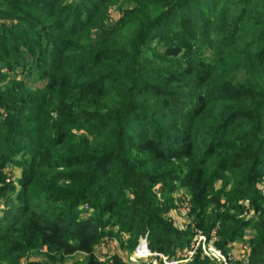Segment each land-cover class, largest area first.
<instances>
[{
    "label": "rangeland",
    "instance_id": "374dc122",
    "mask_svg": "<svg viewBox=\"0 0 264 264\" xmlns=\"http://www.w3.org/2000/svg\"><path fill=\"white\" fill-rule=\"evenodd\" d=\"M173 1L103 0L105 15L102 27L94 29L91 26L99 22L100 14L87 17L85 12L97 4L95 0H60L59 3L55 0H0V219L3 220L0 239L5 237L4 241H0V264H81L84 261L82 254L65 256L59 251L39 246L30 237H23V229L18 222L23 214L11 208L19 204L23 194L31 193L25 187L28 176H33L37 182L28 210L65 209L73 201V192L79 194V191L82 196H90L98 205L105 200L99 194L98 187L101 185L87 187V173L92 163L88 159L85 163L74 162V155L78 154L75 152L78 151L83 150L80 154L87 158L96 155L104 144L101 142L103 139L100 135L88 134L81 121H77L81 129L75 128L78 123L58 124V110L66 111L68 106H62L68 102L73 108L70 112L74 113V93L70 90L74 89V84L83 81L74 77V69L88 71L83 67V61L89 60V50L96 45L97 39L105 38L107 43L119 41L121 34L124 35L122 45L114 46L113 51L115 56L121 53L123 56L116 59L124 61L127 55H134L139 62L137 67L141 71L148 70V76L161 70L182 80L181 85H172L171 99L175 104L172 117L155 120L150 134L155 133L170 141V134L177 131L174 128L177 121L188 119L190 109L200 106L203 101L206 110L198 119H193L192 158L173 160L157 171L149 165L144 153H136L129 147L130 152H122L118 160H122L125 167L119 168L118 163L113 162V184L103 185V188L123 200L121 209L127 214L122 221L125 228L121 229L118 225L106 227L105 232L109 235L94 247L95 258L100 262H107L113 256L126 260L140 242L148 248L158 226L169 228L176 234L172 233L174 236L189 235L188 243L186 237H182L176 244L168 243L167 240L173 241V238L164 235L168 245L166 251L170 253L166 255L175 259L185 257L196 232L213 239L217 246L220 243L219 224L227 229L246 224L240 239L234 242L251 249L250 242L256 240L259 229L264 228V153L252 137L263 136L264 130H260L261 127L255 123H246L242 113L226 123L223 119L228 112L244 110L250 113L249 100L243 104L240 100L237 102L239 97L236 94L241 92L256 96L264 89L262 66L248 57L258 52L260 44L251 45L247 40L239 39L234 46L214 51L200 43L199 39L187 41L176 37L142 47L134 30L120 33L119 28L123 26L126 14L135 10L147 14L159 12V5L173 4ZM261 1L248 0L249 9L244 7L245 15H241L244 32H257L264 28V9H257L262 6ZM48 6L51 7L47 9ZM62 8L64 14L59 12ZM173 20L167 17L161 24L179 27L178 22L173 24ZM182 23L187 27L191 21ZM13 28H17L18 33H13ZM159 32L163 34L162 29ZM115 34H118L117 38ZM263 44L264 41L261 46ZM172 45L183 47L182 53L177 57L164 56L165 48ZM187 62L195 71V76H202V82L184 75ZM198 64L203 65L205 73L197 70ZM127 68H133L129 61L122 64L117 82L126 80ZM52 84L54 87L50 89ZM242 94L240 97L244 98ZM39 98L44 100L45 108L40 115H36L39 105L32 99ZM121 103L124 104V101ZM144 104L145 107L151 106ZM83 110L90 111L87 108ZM260 114L264 117L263 111ZM34 128L41 133L26 137ZM132 130L136 132L133 134L136 140H141L143 129L134 126ZM62 136H66L65 143L59 145ZM1 142L11 147L3 155ZM36 146L42 148L38 157L35 156L38 152ZM217 156L224 159L226 168L233 166L232 163L241 167L220 171ZM258 162L260 167L255 169ZM122 169L126 170L124 175ZM191 170H201L205 174L206 193L203 200L197 203L193 199L192 184L187 179V172ZM122 175L123 179L120 178ZM129 186L140 189L132 190ZM147 188L151 198L145 195ZM52 194L57 203L49 201ZM136 195H143L148 202L153 221L145 222L141 213H137L133 205ZM181 203L187 205L189 212L186 217L193 229L183 226L186 217L183 219L178 213ZM74 213L80 214L79 218L92 214L86 207L70 211L71 216ZM103 217L108 218L107 215ZM10 228L13 231L10 232ZM9 241L12 246L8 245ZM68 241L73 243L71 239ZM12 248L16 251L12 252ZM194 260L200 259L195 257ZM200 261L202 264H214Z\"/></svg>",
    "mask_w": 264,
    "mask_h": 264
},
{
    "label": "trees",
    "instance_id": "16d2710c",
    "mask_svg": "<svg viewBox=\"0 0 264 264\" xmlns=\"http://www.w3.org/2000/svg\"><path fill=\"white\" fill-rule=\"evenodd\" d=\"M59 1L55 0V3H59ZM95 1L97 4L85 13L88 14L87 17L100 14L101 18L99 22H95V25L91 26L94 29H99L102 27L105 15L103 8L105 2L103 0ZM247 2L248 0H174L173 4L159 5V12L154 11L147 14L143 13V11L135 10L126 14L123 26H120L119 30L121 31L120 33L124 34L134 30V35L142 47L149 45L151 42L162 41V39L168 38L169 40V38L180 37L187 41L199 39L198 41L209 49L219 51L227 46H234L238 43L239 39L247 40L251 45L258 46L260 44L258 52L248 57L256 64L262 66L261 72L264 74V44L261 46V42L264 41V28L257 32L253 30L244 32L241 15H245L244 7L246 10L249 9ZM261 4L262 6L257 9L262 11L264 9V0L261 1ZM50 7L48 6L47 9ZM241 9H243V12H241ZM59 12L64 14L63 8L59 9ZM167 17H172L174 19L173 24L178 22L179 27L161 24ZM182 21H186V23H190L191 21V24H188L186 27ZM155 29L158 30L155 31ZM159 29L163 31L162 35H160ZM12 32L18 33L17 28H13ZM117 35L115 34L116 38ZM123 37L124 35L121 34L118 36L119 41L112 42L111 40L109 43H107L105 38L97 39L96 45L89 50V60L83 61V67L88 68V71L83 72L82 70L74 69V77L77 80H83L80 83L74 84V89L70 90L74 93V113L70 112L73 108L72 104L68 102H64L65 105L62 106L64 108L68 106L66 111L62 112L61 109L58 110L60 119L58 124L74 123L75 125V123H78L75 125V128L81 129L82 126L77 122L81 121L84 125L83 127H87L86 131L88 134L100 135L101 139H103L101 142L104 144L100 146L96 155L88 156L87 158L85 155L80 154L83 150L78 151L75 152L78 154L74 155V162L85 163L86 159H88L87 161L92 163L87 173V187L92 188L95 185H101L98 187L99 194L103 195L105 200L98 205L90 196H82L79 191V194H74L73 192L71 196L74 197L73 201L70 202L69 207L66 205L67 208L65 209L28 210V207H31L29 203L34 199L32 190L37 185L33 176H28L26 177L25 187L30 189L31 193L29 195L27 193L23 194L18 202L19 204L11 208V210L23 214L22 218L18 221L23 229V237H30L39 246H46L49 249L61 252L65 256L77 253L82 254L85 256V259L81 264H125L118 256L111 257L107 262H100L93 254L94 247L97 246L101 239L109 235L105 232L106 227L118 225L121 229L125 228L122 221H124L127 214L121 209L124 205L123 200H119L112 191H107L106 188H103V185L111 186L113 184L111 176L113 162L118 163L119 168L121 166L125 167L122 165L123 161L118 160L121 159L122 152H130L129 147L136 153H144L147 156L149 165H151L153 170L157 171L163 169L165 165H169L173 160L180 161L192 158L194 147L191 143V131L195 126L193 119H198L206 110V105L203 101L200 102V106L190 109V117L188 119L177 121L174 127L177 131L170 134V141L156 136L157 134L155 133L150 134V131L154 128L153 122L155 120L162 119L164 116L172 117L175 106L171 99L172 85H181L182 80L161 70L155 72L153 76H148V70H139L137 67L139 66V62L134 55H127L124 61L116 59L117 56L122 57L123 53L115 56L113 49L114 46L122 45L121 40ZM182 49L183 47L179 48L177 45H172L165 48L163 55L166 57H177L182 53ZM127 61L132 63L133 68H127L128 77L126 80L117 82L118 71L122 69V64ZM203 68V65L200 64L197 70L205 73ZM195 74V71L191 68L189 62H187L184 75L191 77L198 83L202 82V76H195ZM129 75L132 76L129 77ZM138 75H140V82H138ZM134 76L136 77L135 79ZM53 87L54 84L50 85V89ZM261 91L262 93L256 96L253 94H242L241 92L236 94L238 95L236 97H239L237 102L240 100L243 104L246 100H249L250 113L244 110L228 112L225 114L223 122L226 123L229 120H233L237 115L242 113L241 117L246 123H255L261 127L260 130H264V126H260L264 125V117L260 114V111L264 113V89ZM241 94L244 98L240 97ZM122 100L124 104L121 103L120 105V101ZM32 101H35L34 103L39 105V108L35 112L38 115L44 110L45 102L41 98L32 99ZM237 102L236 105L238 107ZM144 103H149L151 106L145 107ZM84 108L90 111H84ZM188 122L189 126L187 127L186 124ZM134 126L143 129L141 140H136L134 137L135 135L133 134L136 133L132 130ZM39 133L41 131H38V128H34L26 137L29 138ZM65 137H61L63 139L59 140V145H62L63 142L65 143ZM252 138L257 141V144L264 153V135ZM34 142L38 145L36 141ZM1 145L2 155L7 153L11 148L6 142H3ZM36 149H38V152L35 156L38 157L42 154V148L36 146ZM216 160L219 162L218 169L220 171L239 169L241 167L239 164L232 163L233 166L226 168L224 159L217 156ZM258 167H260V162L256 164L255 169H258ZM122 171L124 175L126 170L122 169ZM123 175L120 177L121 179H123ZM204 175V172L201 170L187 172V179L192 184V190L195 193L193 198L195 203L202 201L206 193ZM117 177H119L118 174ZM129 188L136 191L140 189V187L134 188L132 186H129ZM145 193L148 198H151L149 188L146 189ZM143 198V195H136L133 205L137 213H141L145 222L153 221V218L149 215V204ZM48 199L53 203H57V200H54L55 196L53 194ZM78 207L89 208L92 214L83 218H79L80 216L78 215L80 214L77 215L76 213L71 216L70 211ZM104 215H107L108 218L103 217ZM2 221L0 219V227L3 224ZM111 221H113V224L108 225ZM244 227H246V224H240L234 228L227 229L219 224L218 237L220 243L217 247L223 251L227 250V244L240 239V234ZM156 229L148 245V248L153 252L156 251L163 255L168 253L166 251L168 245L164 239V235L173 238V241L167 240L168 243L174 242L172 244H176L178 239L182 237H186L187 243L190 240L188 234H182V236L172 235L174 232L167 227L158 226ZM11 231H13L12 228H10ZM258 233V238L250 242V264H264V228H260ZM4 239L5 237L1 238L0 241H4ZM68 239H71L73 243H70ZM8 245L12 246V242L9 241ZM11 251L14 252L16 249L12 248ZM202 263L200 260H194L190 264Z\"/></svg>",
    "mask_w": 264,
    "mask_h": 264
},
{
    "label": "built area",
    "instance_id": "2783aa9c",
    "mask_svg": "<svg viewBox=\"0 0 264 264\" xmlns=\"http://www.w3.org/2000/svg\"><path fill=\"white\" fill-rule=\"evenodd\" d=\"M188 212L187 205L181 203L178 208L179 215L184 219ZM183 226L193 229L191 221L187 217ZM247 255L248 247L245 245L240 246L239 252H235L230 248L223 251L216 246L213 239H208L196 232L191 241L190 249L183 259H175L156 252L152 253L144 242H140L132 255L123 262L125 264H190L197 257L200 260H207L214 264H248Z\"/></svg>",
    "mask_w": 264,
    "mask_h": 264
},
{
    "label": "crops",
    "instance_id": "0c3cea01",
    "mask_svg": "<svg viewBox=\"0 0 264 264\" xmlns=\"http://www.w3.org/2000/svg\"><path fill=\"white\" fill-rule=\"evenodd\" d=\"M180 222H182V219H181ZM242 245L243 244H241L239 242H233V243H231V244L228 245V249L230 248V249H232L235 252H239L240 246H242ZM250 257H251V249L248 247V255H247V259H248V262H249L248 264H250Z\"/></svg>",
    "mask_w": 264,
    "mask_h": 264
}]
</instances>
